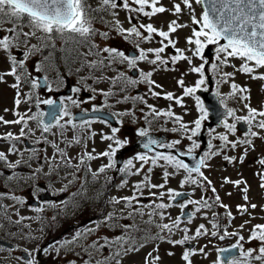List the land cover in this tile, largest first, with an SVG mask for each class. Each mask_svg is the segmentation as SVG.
<instances>
[{"label":"rangeland","instance_id":"rangeland-1","mask_svg":"<svg viewBox=\"0 0 264 264\" xmlns=\"http://www.w3.org/2000/svg\"><path fill=\"white\" fill-rule=\"evenodd\" d=\"M121 0H117V3H120ZM174 3H181L182 12L179 16L173 14L172 6ZM87 5L90 6V9H100L102 8L100 0H87ZM164 6L168 11L164 13H158L153 17H144L143 14L139 15V18H136V14L129 13L126 10L118 7L117 9H108L101 11H89L88 18L91 22V26L96 30V34L91 35L87 38L80 36L77 33H56L53 32L51 34H46L41 30L32 29L28 22L17 21L13 23L11 20H5L0 23V34L1 37L4 35H14V33H9L6 31L7 29L16 27L17 24H21L22 27L18 28V31L31 33L35 31V35H30L25 42V38L23 36L20 37L19 46L13 47L10 49L11 56H15L13 53L14 49H28L27 52H31L28 58L24 61L25 68L27 71L35 74L36 66L40 65L41 70L38 73H41L47 81L46 88L39 91L38 97L40 102L42 103L46 97L49 99L53 98L54 91L63 90V80L66 76V66L71 68L70 77L76 80V72L82 71L84 73V81L81 82V88L89 93L88 97L83 98V102L90 103L96 101L98 97L97 95H101L102 98H106L103 95L105 92H111L112 90V77L115 76L119 71L115 69L113 66L115 63L112 62L107 63V53L100 52L99 55H96L97 48L93 47V45H97L100 49L104 47L111 48H119L123 46V52L126 54L127 50L130 46L134 47L137 51V56L139 55L140 49L147 50L148 48H158L162 46L160 41L163 39L159 37L155 33L153 34V38L150 41H138L135 36L129 37L125 39L124 36L119 34L114 27V22L116 20L120 21V26L125 29L132 27L133 24L139 26L140 24H149L151 23L158 30L167 31L168 24L172 20H176L178 24L186 25V27L178 28L175 33H171L169 38L172 39L177 48L184 50V55L192 58V64H188L186 60H179L176 63L171 62V57L176 55L175 48L169 46L165 49L163 53H161L162 59L168 61L167 64L161 65L158 67L157 65L149 64L147 61H138L136 69L139 72V76L135 79H141L140 73L141 71L147 72L152 71L151 79L155 81L161 87H155V85H148L147 83H139L136 86H141L144 89H151L152 91L158 92L162 95H165L169 92L173 94L172 100H161L157 105H163L166 103L165 107L169 109L175 103V99L179 98L183 101L184 104L190 105L191 108L188 112V118H194L196 116L200 117V111L196 107V100L193 96H182L183 88L178 83L179 80H184L185 87H193L195 83L200 79V75L198 73L191 72L192 67H198L201 63H204L207 59L204 57L203 60L198 56H192V52L195 49V45H191L187 43V38L192 36V30L195 28L199 30L200 26L196 24H192V15H195L197 19L201 17V8L199 4H195L193 2V12L190 14L189 10L182 4V0H160V4L158 6ZM146 11H150V8H146ZM113 12L117 15L113 16ZM97 13H100L98 15ZM132 15L135 18V21L132 22L128 19V17ZM103 21V22H102ZM140 31L147 35L144 29H140ZM107 32L108 38H103L99 33ZM166 44L167 41L165 40ZM35 46V47H33ZM213 50L212 55L209 57L208 65L205 66V84L201 86V88H207L206 85V73H209L213 79V88L212 90L216 93H219L218 96L220 98V102L227 109H233L235 115L230 116V118L224 119V122L230 123L234 121L236 117H247L249 115L248 109L245 105H248L251 108L257 109V111L264 106V79H253V76L264 75V67L257 68L254 73H243L239 71L240 66L244 63L240 58L228 57V63L221 65L218 72H213L211 68L212 63H217L216 60V45H211ZM57 49L60 52L59 57L57 56ZM171 51V52H170ZM136 56V57H137ZM150 59H155V55L153 53L148 54ZM101 58L106 60L105 66L101 67L97 65L95 68L89 67L88 65L92 61H98ZM130 58V57H129ZM225 58L224 54H221V60ZM18 61V60H17ZM11 60L9 59V52H5L0 49V75L3 76V80L0 81V115L5 119L11 121L10 118H14L12 113L15 111L22 109L23 106L19 105L15 108L14 101L17 99V94L14 92L12 87V76L8 75L11 71ZM122 64V63H121ZM124 72L126 76L132 78L129 73V67L127 62H124ZM235 66V67H233ZM249 66L254 67V62H249ZM128 72V73H127ZM223 73H233L232 76L224 79ZM104 78V79H103ZM134 79V78H132ZM235 83L241 88L247 89L246 92H238L235 96H232V87L231 85ZM132 86V88L136 87ZM24 90V89H23ZM49 92L46 95V92ZM79 94V92H75ZM130 94L133 93L132 90L129 91ZM23 95H25V91H23ZM136 95L137 96H141ZM196 95V94H195ZM22 96V95H21ZM92 96H95V99H91ZM198 96V95H196ZM66 96H62L61 99L65 101L66 104L70 103V107L65 108L70 113L72 109L76 108L75 104L71 105L72 99L63 98ZM242 97H247V99H242ZM144 99L146 97H143ZM155 97L152 98V102L155 101ZM38 102V101H37ZM137 115L130 117L129 119H124V117H120V126L126 124H130L133 126L131 130L134 132V135H139V130L142 129L139 125L143 121L142 114L143 111L138 110V105L143 104L141 101L134 100ZM7 109V111H5ZM262 109V108H261ZM228 116V115H227ZM259 116L256 117V120L252 122L254 132L256 129L257 132L260 130L255 127L256 121H258ZM15 120V118H14ZM69 120V116H65L60 120L61 124H64L65 121ZM91 121L90 124L83 123L85 125L84 134L81 136V132L76 130L73 131L72 128L63 129V135H61V131H58V127L53 124V128L51 131L47 133V140L50 142L57 143L61 148L65 146V142L72 140L73 137L81 138L80 144H73L71 147L66 146V151L68 153V157L71 158V162L73 165L80 163V157L85 153H91L98 158L95 160L85 162V166H80L79 169L74 167H66V175L58 179V181H53V183H48L45 181V177L41 176L40 179L33 182L31 180L25 181L11 179L8 177L12 175L13 170L7 169L3 163H0V172H3V176H0V193L7 194L4 198L0 199V233L6 232L5 238L7 241L12 242L13 236H17L20 238L17 240L18 247L24 246L26 249L38 250V258L39 263L43 264H70L71 261H76V264H83L85 260L89 259V253H91V261L90 264H97V261L104 260L105 257L111 256L113 252L118 250L116 245H112L108 249H101L97 251L89 247L90 243L93 240H96L98 237H103L107 235L110 239L115 236H127L131 237L135 240V246L143 245L139 251H131L127 255L121 256L118 259L120 260V264H145V258L147 253L152 252L153 256H159L161 259L156 262V264H187L186 261L183 260L182 256L186 249L183 248L180 244H171L167 242V239L171 240H179L180 229H174L173 234L169 236L167 230L164 232H160V229L157 228L156 225L168 223L171 224L178 217L179 205L174 204L169 208L161 209L159 211L164 213V219L161 220L159 215H155L151 217L152 223H147L149 220V211L150 209L143 207L148 204H158V203H169V193L168 189H172L174 191L183 188V189H191L188 184L181 186V181L184 179L183 173L179 172L175 175L169 176L167 183H165L163 173L165 168L161 165L164 164L163 161H158L157 165L153 166L151 163L143 164L141 173L139 175H131L126 180L128 184L120 188L119 184L123 182V180L117 178L114 183L115 186L109 190L108 199L109 201L115 197L117 199L124 196H131L135 192L134 185L142 181L145 175L150 176L152 184H165L164 188H155L149 189L144 188L143 194L139 196V203L134 204V208H142L144 215H134L133 217H129L128 213L132 211L125 206L122 202L120 204H115L113 208L109 209V207L103 208V196H95V189L98 186V182H100L101 175L98 174L95 179H93L91 171L94 169H99L102 164L100 160L102 157H99V152L107 146L108 142L100 139V135L102 132L110 131L111 129H107L102 123L97 120H88ZM87 122V121H86ZM29 125L34 126L35 122L33 120L29 122ZM176 125V123H175ZM224 125V124H223ZM222 125V126H223ZM55 126V127H54ZM153 125H149L147 128H151ZM220 126L215 129L217 134L224 133L225 129ZM168 127L170 125L168 124ZM178 128L179 126H175ZM194 127L193 125H189V128ZM20 127L17 124H8L4 125L0 123V136L7 133L12 132L14 135L19 136ZM234 132H236L234 130ZM95 133V135H92ZM38 134V135H37ZM40 130L37 129L34 131L32 136H28L31 141H34L35 136H39ZM190 134V133H189ZM157 135V134H156ZM161 135V134H160ZM164 136V135H163ZM168 139H170L171 143L174 139H178L179 137H183L185 141L186 135L181 132H172L171 130L167 131ZM165 137V136H164ZM219 137V136H218ZM217 137V138H218ZM66 138V141H65ZM166 138V137H165ZM249 138L252 141V149L250 151V156L257 154L258 148H264V144H260L258 139L254 136H251L249 133ZM195 140V137H193ZM40 141L43 142L42 137L39 138ZM165 140V139H164ZM164 140L158 142V145L164 142ZM16 143L17 153L9 154V161L14 162V159L17 158L18 152L21 149L20 140ZM220 145H218V150L224 149L222 145L224 142L219 141ZM166 145V143H163ZM43 148L39 149V156L47 155L51 158V155L57 158L58 154L55 153V150L52 148L51 143H44ZM191 146V142L189 145H181L179 146L180 150H187L188 147ZM10 147V143L7 141H0V151H5L7 153L8 148ZM159 149V148H158ZM198 149V148H197ZM196 149V150H197ZM195 150V151H196ZM210 152V151H206ZM205 153V152H204ZM203 154V153H202ZM223 158V155L220 154ZM215 158L216 163H218L215 168L217 170H213L211 173L215 175V179H213L212 184L223 182L222 175L225 174L224 171L221 170V163L223 160L221 157ZM27 157V156H25ZM58 163V159H55ZM102 160H104L102 158ZM133 160V171L138 168H141L142 162L136 160L135 157ZM40 164H44L45 171H48V163L44 160L40 159V163L37 164L36 160L31 163L32 167L29 168L27 165L22 164L20 167L15 169L17 173L27 176L29 174V170H33L35 167ZM206 164L209 167L210 162L206 161ZM88 166V167H87ZM207 167H202L201 171H203L206 175L208 169ZM90 168V170H89ZM151 168L152 171L148 172V169ZM62 173L64 171L62 170ZM169 172H174L175 170L171 167L167 169ZM88 171V172H87ZM90 173V174H89ZM60 174V172H59ZM181 174V175H180ZM55 174V171L51 173L50 176H47L46 180L52 178ZM105 176H109L107 173ZM125 180V179H124ZM44 182L46 184V188L50 191V193L54 195H63V198L58 200L54 199V201L47 202L45 200L44 207L41 206L42 211H35L34 209L38 207H32L26 204V200L28 198V194L33 193L35 187L41 188L40 184ZM66 185V187H65ZM35 186V187H34ZM201 188L207 189L205 187H196L193 188L195 191L193 192V199L196 194L201 190ZM66 189V190H65ZM156 193L155 196H152L150 193ZM217 192L220 194L221 201H227L229 186L224 185V187H218ZM160 193H163V197L160 198ZM10 195L19 196L25 199L24 204H19L16 201L8 198ZM30 195V196H31ZM33 196V195H32ZM234 196V195H232ZM66 203V210L62 212L60 208L64 206ZM56 205V206H53ZM110 206V205H108ZM109 213H115L116 217H119L118 220L108 221L104 223L106 216ZM201 213L198 214L197 219H192L189 223L188 220H181V223L184 227L188 228L187 233H193L195 231V225L198 221H205V219L200 218ZM24 217L25 219L21 220L20 218ZM16 221H20V223H16ZM115 223V227L111 225ZM97 224H102L100 228H97L95 232L92 234H87L81 236L78 239L74 240L77 232H85L86 229L96 228ZM121 225H128V232L125 234L124 229L120 227ZM25 233H27L28 237H24ZM165 236L167 239L165 240H157L153 239L157 234ZM148 236L149 239H144L145 236ZM56 239L51 242L49 240ZM65 240L73 241V243L65 245L64 247H60ZM155 240L158 243H155ZM49 241V242H48ZM98 243H103L102 240H99ZM47 244V247L55 246L59 249V251H49L47 253L41 250L43 245ZM259 245V247L264 246ZM206 241H198V247H194L191 250L194 252V255L190 256L191 264H210L214 259V252L210 250L211 246H206ZM131 244H125L124 247H132ZM203 251H201V249ZM83 249H87L86 251ZM153 249H158L157 251H153ZM18 249L15 250H2L0 247V260H3L4 263H17L19 264L21 259L18 254ZM79 253V255H77ZM172 253V255H169ZM24 263V262H23ZM1 264V263H0ZM110 264H116V260H111ZM259 264H264L261 262Z\"/></svg>","mask_w":264,"mask_h":264},{"label":"snow or ice","instance_id":"snow-or-ice-1","mask_svg":"<svg viewBox=\"0 0 264 264\" xmlns=\"http://www.w3.org/2000/svg\"><path fill=\"white\" fill-rule=\"evenodd\" d=\"M193 2L195 4H200L204 6L203 13L199 19L196 18L195 15H192V24L199 25V30H196L195 28L192 30V36L187 38V43L191 45H195V49L192 52V56H198L201 60L204 59L203 52L205 48L208 45H216V60L217 63H212L211 68L213 72H218L221 65L228 63V57H235L240 58L244 61V63L240 66L239 71L243 73H254L257 68L264 67V0H182V4L189 10V13L191 14L193 10ZM102 8L100 9H90V6L87 5V0H0V23H2L5 20H11L13 23L17 21H21L23 19H27L29 26L34 30H41L46 34H51L53 32L63 34L65 32L70 33H77L82 37H89L91 35L96 34V30L92 28L91 22L88 18L89 11H101V10H108V9H117L118 7L122 8L123 10H126L129 13L136 14V18H139L140 14H143L144 17H153L158 13H164L168 11L164 6H158L160 4V0H121L120 3H117V0H100ZM146 8H150V11H146ZM173 14L179 16V14L182 12L181 3H174L172 6ZM113 16H116L117 14L115 12L112 13ZM133 17H128L129 20H131ZM103 22V21H102ZM21 24H17L16 27L7 29L9 33H14V35H4L0 37V49L4 50L5 52H9V59L11 60L12 64V70L10 73H7L8 75H13L16 77L17 84H14V88H19V81L21 80V76L17 75V68L24 69V60L17 61L15 56H11L10 49L13 47L19 46V40L20 37L23 36L25 38V42L27 41V38L30 35H35V31L31 33H26L22 31H18V28H21ZM114 27L116 28V31L124 36L125 39H128L129 37L135 36L138 41H150L153 38V34L155 33L159 37H162L163 39L160 41L162 44L161 47L158 48H148L147 50L140 49L139 55L137 57L129 58L123 51H119L116 48L111 47H104L100 49L97 45H93V47L97 48L96 55H99L100 52L107 53V63L112 62H119L124 63L127 62V65L129 68L135 69L137 66L138 61H147L149 64L152 65H164L167 64L168 61L162 59L161 53L165 51L166 48L169 46L175 48L176 55L171 57V62L176 63L179 60H186L188 64H192V58L189 56L184 55V50L177 48L175 42L169 38L171 33H175L178 28L186 27V25L178 24L176 20H172L168 24V30H158L156 27H154L151 23L145 25L140 24L139 26L133 24L132 27L125 29L122 26H120V21L116 20L114 22ZM140 29H144V31L147 33V35H144ZM103 38H108L107 32H101L99 33ZM167 41L165 44L164 41ZM226 41V43L221 44L220 41ZM35 47V46H33ZM153 53L155 55V59H149L148 54ZM31 54V52H25L24 59L26 60L28 56ZM221 54H224L225 58L221 60ZM249 62H254V67L249 66ZM205 63H208L205 61L204 63H201L198 67H192L190 70L191 72L198 73L200 75V79L195 83L193 87H185L184 86V80L181 79L178 81L180 86L183 88V94L184 96H193L196 100L197 107L200 111V117L196 120H194L192 123L194 124V127L189 128V125L184 123L182 121V117L175 116V123L179 125L178 128L173 127L171 129L172 132H181L182 134L186 135V139L188 141H191V146L187 148L186 151H177V155L172 154H163V153H156L155 156H148L147 154H140L135 157L136 160H139L142 162L141 168L136 169L135 171H131L133 167V161L130 159L127 161V163L124 165L122 169H118V171L125 172L128 175H139L141 173L143 164L151 163V165L155 166L157 165L158 161H163L164 164L161 165L165 168V171L163 173L165 183H167V180L169 176L175 175L176 173H179L180 170H183L186 175L184 176V179L181 181V186L185 184H193L197 185L198 187H211V191L213 193H216L217 189L212 186V181L208 179V177L205 175L203 171H201L202 167H207L206 161L211 158V156L219 155L220 153L218 151H212V152H205L203 156H201L198 160H196V157L193 155L195 150L200 147V144L197 143L196 140L193 139V137H197L200 134L201 127H202V121L207 118V111L203 107L202 102L200 100L199 96H196L195 93L198 89H201V86L205 84ZM106 60L104 58H101L98 61H92L88 66L95 68L97 65H100L101 67L105 66ZM235 67V66H233ZM41 66H36V71H40ZM233 73H223V78L226 79L230 76H232ZM141 79H132L127 76H125L124 73H120L119 76L112 79V84H121L122 88L121 90H125L128 86H136L139 83H147L148 85H155V87H161L158 84H155V81L151 79L152 72L147 71L140 73ZM253 79H264V75L260 76H253ZM3 80V76L0 75V81ZM47 81L45 80V84ZM38 83L36 80L32 81V87L36 88L38 87ZM232 87V96H235L238 92H246L247 89L239 87L237 84L233 83L231 85ZM151 90V89H150ZM73 92H80L81 89L79 87L73 88ZM219 94V93H217ZM104 96L113 95L112 92H105L103 93ZM151 95L156 97L159 96L160 93L151 91ZM17 97H19V91L17 92ZM166 99L172 100L173 94L171 92L167 93L165 96ZM71 99V98H69ZM91 99H95V96H92ZM125 100L129 99V97H125ZM134 100H139L143 103H147L146 100L142 96L133 97ZM182 99V98H181ZM181 99H176V103L180 104ZM242 99H247V97H242ZM73 104H76L77 101L72 100ZM223 103V101H221ZM16 105L19 106L21 101L19 98L15 101ZM44 104L47 105H55V101L52 99H46L43 101ZM37 106H39V101L37 103ZM148 107L151 109L152 113L155 116H168L173 117V113L169 110L166 112H158L155 108H153L151 105H148ZM245 107L248 109L249 115L247 117H236L237 120L246 121L249 125H252V122L256 120V117H262V119H259L256 122V127L264 130V111H257V109L251 108L248 105H245ZM7 111V109H5ZM93 111H98V109L93 108ZM44 114L40 113L39 117H42ZM50 120L55 121V126L59 127L61 129V135H63V129L66 125L71 124L72 127H76L75 124L72 123V120L65 121L64 124L60 123V120L65 116H70V113L67 111L65 107H63V101H61V108L59 110V117L57 116L56 111H52L49 114ZM123 115V114H121ZM227 115L234 116V110L233 109H227ZM16 116L18 117L16 120H5L2 116H0V123L4 125L8 124H22L23 127L20 130L19 136L14 135L12 132H7L0 136V141H7L10 143V147L7 150V153L5 151H0V163H3V165L9 169L13 170L12 175L8 177L9 180L16 179V180H23L25 183L27 181L31 180L33 182L40 179L41 176H50L53 171H56L61 166L65 167H74L76 169H79L82 164L85 163V161H91L95 160L98 157L92 155L91 153L85 152L80 157V163L73 165L71 162V158L68 157V153L65 148H61L57 143L50 142L47 140L46 137H42L44 143H51L52 148L55 150V153L59 154L60 156V162L57 163L55 160V156L49 158L47 155L39 156L37 149H31L28 160L25 161L23 159H17L14 162L9 161V154H15L17 153L16 143L18 142L21 137H25L27 133H25L24 128L28 126L29 120H35L38 119V116H27V114H21L16 113ZM42 122V121H41ZM85 123L90 124L91 121H87ZM224 127L227 128L229 131H234L236 128L235 124H229L227 121L224 122ZM52 124L51 123H44L42 131L44 133H47L51 131ZM31 129H29V133H31ZM120 131L119 128L113 127L111 129V135H103L102 139L112 141L108 145V150L100 153V156L107 157L108 158V164L101 166L98 169V172H93L92 176L93 179H95L98 175V173H104L106 169L114 168L115 167V159L114 157L117 154L118 149L123 148L125 145L128 144L127 140H121L118 138L117 133ZM190 133V134H189ZM84 134V126L81 125V136ZM139 136L146 137L148 135L147 131L145 129L139 130ZM92 135H95L93 133ZM251 136H257V132H250ZM221 141L227 145L229 143L228 137L226 135H221L218 137ZM37 143H40L38 140ZM81 138L73 137L72 140H69L66 142L67 147H71L73 144H80ZM238 143H243L247 145H251L252 141L251 139H243L242 141H238ZM113 144L116 145V147H113ZM158 144V141L149 139L147 143L143 145L145 149L151 150V145ZM181 145V140L176 139L172 141V143H169L167 145L159 144L160 147H167L168 149H174L177 148V146ZM233 148L236 147V143H232L231 145ZM211 148V145H209ZM21 157L25 155V153H20ZM189 156L192 157L193 160H196V163L194 166H189L188 163H185L183 159L180 157ZM34 159H41L48 163V171H45L44 164H40L39 166L35 167L27 176L21 175L14 171L18 167H20L22 164L27 165L29 168L32 167L30 161ZM236 157H229L227 155L224 156V160L228 162L235 161ZM244 157H240V161L243 162ZM259 163L264 166V159H261ZM168 167H171L174 169V172H169L167 169ZM152 169L149 168L148 172H151ZM196 174V177H199V179L194 178L193 174ZM0 176H3V172H0ZM262 181H264V175L261 176ZM224 184H234L236 186H239L242 183H245L241 180L232 181L228 178H225L223 181ZM128 184V181L125 179L121 184L118 185V187L123 188ZM35 187V186H34ZM165 184H152L150 176L145 175L144 179L142 181L137 182L134 185L135 192L131 196H124L119 199L113 197L109 202L112 204H120L124 203L125 206L129 209H132L128 213L129 217H133L134 215H144L142 208H134V204L139 203V196L143 194L144 188L149 189H155V188H164ZM261 187L264 188V183H261ZM45 189L35 187V190L33 191L32 195L35 198H39V193H42ZM66 190V189H65ZM244 193V200H248V188L245 187L243 190ZM169 198L174 200L176 197L184 195V193L175 192L172 189H168ZM152 196H155L156 193H150ZM7 194L0 193V199L4 198ZM163 193H160V198L163 197ZM228 195H231V193H228ZM8 198L16 201L19 204H24L25 199L19 196L10 195ZM220 196L216 195L214 198V202L210 203L209 198L201 197L199 200H188L186 203H182L179 205L181 209H185L189 204L196 205V210L194 213L188 214L184 213V215L187 216L188 222L190 223L192 220V217L197 213L200 212L201 209H212L216 206V204H219L222 208H227V205H224L220 203ZM56 206V205H53ZM171 204H165V203H158V204H148L144 205L143 207L150 209L148 215L149 220L147 223H152L151 217L155 215H159L160 219H164V213L159 211L161 209H166L171 207ZM3 207V206H0ZM238 209H240L242 212H246L247 208L243 205H237ZM252 208H255L256 205L252 204ZM35 211L39 212L42 211V208H36ZM216 213H213V218L215 219ZM228 216L231 217L232 213L228 212ZM21 220L25 219L24 217L20 218ZM119 217H116L115 213H109L104 223H107L108 221H115L118 220ZM16 223H20V221H16ZM181 224V218L177 217L174 221H172L171 224L164 223V224H158L156 225L157 228L160 229V232H164L167 230V233L169 236L173 234L174 229H179ZM102 224H97L96 228H89L86 229L85 232H77L75 239L80 238L81 236L87 234H92L95 232L97 228H100ZM112 227H115V223L111 225ZM124 229L125 234L128 232V225H121ZM213 227L215 228L216 225L213 224ZM243 227V225H241ZM257 230H259L257 232ZM182 231L184 233L188 232V228H183ZM203 231L205 230V227L203 224L199 225L198 228L195 230V236H188L185 234L182 239L179 240H171L167 239L165 236L160 235L159 233L153 237V239L157 240H165L167 239L168 243L171 244H180L183 245L187 241L193 240L197 237H199ZM237 233H231V235H236ZM213 236L216 235V232L212 233ZM224 235H229V233L225 232ZM224 235L220 236V239H224ZM32 238V237H29ZM252 239H259L260 241H264V225L258 224L253 227L252 230ZM144 239H149V237L146 235ZM241 240L244 239L243 236L240 237ZM65 240L62 244H60V247H64L65 245L71 244L74 242ZM99 240H102L103 243H98ZM125 244H131L132 247H124ZM112 245H116L118 250L112 253L111 256H107L102 261H97V264H110L111 260H116V264H120V260L118 259L121 256L127 255L131 251H139L143 245L135 246V240L131 237L125 236H115L114 238L110 239L107 235L103 237H98L96 240H93L89 247L96 249L97 251L101 249H108ZM240 246L233 245L231 248H225V249H219L218 251L220 253H230L233 249H239ZM87 250V249H83ZM158 249H153V251H157ZM23 251L26 253V257H21L18 259L24 260V264H36L35 254L34 252H30L28 249H23ZM43 252L47 253L49 251H59L58 248L55 246L46 247L42 249ZM203 251V249H201ZM259 254L253 256V251L251 249L247 251H240L239 255L241 259H237L235 257L228 260L227 264H248V260L255 259L264 262V246L259 247ZM79 255V253L77 254ZM169 255H172V253H169ZM194 255V252L192 250H186L183 253V260L187 262V264H191L190 256ZM161 258L157 256H153L152 252L147 253V256L145 258V264H156L157 261H159ZM91 261V253H89V259L85 260L83 264H90ZM70 264H76V261H71ZM216 264H222V261L220 259L217 260Z\"/></svg>","mask_w":264,"mask_h":264},{"label":"flooded vegetation","instance_id":"flooded-vegetation-1","mask_svg":"<svg viewBox=\"0 0 264 264\" xmlns=\"http://www.w3.org/2000/svg\"><path fill=\"white\" fill-rule=\"evenodd\" d=\"M131 17H133L132 15H130ZM129 16V17H130ZM132 22L135 21V18L131 19ZM1 37V34H0ZM160 46V44L158 45V47ZM28 49H14L13 53L16 57V59L18 61L20 60H24V53L27 52ZM117 50L119 51H124L123 50V46L117 48ZM130 53H133V56H130ZM126 55L130 58L136 57L137 56V51L134 49V47L130 46L129 49L126 52ZM150 59V58H149ZM11 65V70H12V64ZM154 66V65H153ZM158 67H160V64H157ZM115 69H117L119 72L112 77L115 78L117 76L120 75V73H124L126 76V73L123 71L124 70V64L122 63H115L113 66ZM206 69V68H205ZM21 71V72H20ZM151 72L153 71L152 69L150 70ZM11 72V71H10ZM71 74V68L69 66H66V76L64 77L63 80V88H65L66 93L59 96L58 93L61 90L58 91H54V96L53 98H51L52 100L54 98H58L60 101V108H61V101H63L61 99L62 96H66L63 98L69 99V98H73V100L77 101V103L75 104L76 108L72 109L70 112V116H69V120H72V123L76 125V127H72L71 124L66 125V129L72 128L73 131H80L81 132V125L84 126L83 124L84 122L88 121V120H97L98 122L102 123L107 129H112L113 127H117L120 129V131L117 133V136L119 139L121 140H127L128 144L125 145L123 148L118 149L116 156L114 157L115 159V167L114 168H110V169H106V171L104 173H98L101 175L100 178V182H98V186L95 189V196H103V202H102V207L106 208L109 207V209L113 208L114 204L109 202L108 199V192L109 190L113 187H117L115 186L116 184L114 183V181L119 178L121 180L127 179L129 178L131 175L126 174L125 172H121L118 171V169H122L124 167V165L127 163L128 160H132L134 157H136L137 155L140 154H147L148 156H155L156 153H163V154H172V155H176L175 152L179 151H186V150H180L179 146L181 145H189L191 141H185V139L183 137H179L178 139L181 140V145L177 146V148L174 149H168L167 147H160L158 144L156 145H151L150 147H152V149L146 150V149H135V148H130L131 144L134 143V141L136 139H138L140 136L139 135H134V132L131 130V128H133L132 125L130 124H126L124 122L123 126H120V117H124V119H129L130 117L137 115L138 112H136V107L134 104V99H132L133 97H136V95H141L142 97H146L144 100L147 101V103H143L141 105H138V110H139V114L140 111H143L142 114V118L143 121L141 122V124L139 125L142 129H145L147 131V133H152V134H157V135H164L166 138L164 140L163 143L169 144L171 143L170 139H168L167 136V131L171 130L173 127L175 126H179L178 124L175 125V116H180L182 117V121L188 125H193V121L198 119L199 117L196 116L194 118H188V112L190 111L191 108V104L190 105H186L183 103V101L181 100L180 104L176 103V99H175V103L174 105H172L169 109H167L165 107L166 103H164L163 105H157L161 100L165 99V95L160 94L159 96H156L155 101L152 102V98L154 96L151 95V91L150 89H144L141 86H136L135 88L132 86H128L125 90H121L122 85L117 83V84H112V90L111 92L113 93V95H109L106 98H102L101 95H97L96 97H98V99L96 101L90 102V103H85L83 102V98L88 97L89 93L87 94L86 91H84L81 88V82L84 81V73L82 71H77L76 72V80L70 77ZM128 73V72H127ZM132 78H137L139 76V72L138 70L129 68V73H128ZM17 75L21 76V80L19 81V88H14L13 85L17 84V80L16 77L12 76V87L14 89V92L17 94V92L19 91V98L21 103L20 105L23 106L22 109H19L17 111H15V109L13 110L14 113H12L14 115L15 120L18 118L16 116V113H21V114H27V116H38V119L33 120V123L35 122V125L31 127V125H29V122L32 120L28 121V126L26 128H24L25 133H27V135L25 137H21L20 142H21V149L18 152L17 158L14 159V161H16L17 159H23L25 161L28 160V156L30 153L31 149H37L38 150V154H39V149H42L43 146V142L39 140L40 137H46L47 133H44L42 131L43 125L41 122V117H39L40 113H43L44 111V103L40 102L39 97H38V93L39 91H36L35 88L32 87V81L36 80V82L38 83V76L41 75L43 76L41 73L36 72L35 74H32L31 72L27 71L25 68V64H24V69L21 68H17ZM44 77V76H43ZM45 78V77H44ZM46 79V78H45ZM104 79V78H103ZM155 84H157L155 82ZM46 87V86H45ZM79 87L81 89V91L79 92V94H76L75 92L72 91L73 88ZM213 88V82L211 85V89ZM24 89V90H23ZM36 89L38 90L39 88L36 87ZM40 90V89H39ZM132 90L133 93L130 94L129 91ZM23 91H25V95H23ZM48 91L46 92V95H48ZM22 95V96H21ZM58 96V97H56ZM129 97V99L125 100V97ZM184 96V94H182L179 97ZM46 99H49V97H46ZM45 99V100H46ZM179 99V98H177ZM219 102H220V98L218 97ZM16 101V100H15ZM14 101L15 104V108L17 107L16 103ZM37 101H39V106H37ZM138 101V100H137ZM65 101H63V107L65 106ZM73 103L71 102V105ZM221 104V102H220ZM148 105H151L153 108H155L158 112H166V111H171L174 115L173 117H168V116H155L151 109L148 107ZM203 105V104H202ZM70 107V103L66 104V108ZM197 107V104H196ZM204 107V106H203ZM93 108L98 109V111L100 112H106L108 114H110V117L108 119H102V118H80L82 114H85L87 111L93 110ZM198 108V107H197ZM262 108V109H261ZM258 111H264V106H262ZM60 110V109H59ZM123 114V115H121ZM1 116V115H0ZM59 117V114L57 115ZM232 117V116H231ZM14 118H10L11 121L14 120ZM226 118H230V116L226 115L222 118V123L220 125H211L208 126L206 123L208 121V119L206 118L205 120L202 121V127H201V131H200V135H201V139L203 140V148L200 149L198 148L194 153H196L198 155V157L200 158L201 156L204 155V152L206 151H218L221 155H223V158L219 155L216 156H211L210 159H208L207 161L210 162L209 167H207L208 171L206 173V176L208 177V179L210 180L209 177L215 179V175L211 173L213 172V170H217L215 167L219 166L217 165L218 163H216L215 158L220 156L221 159L223 160V162L221 163V170L225 172V174L222 175V177L228 178L229 180L232 181H236V180H241L244 181L245 183L240 184L239 186H236L234 184H224L223 182L221 183H217V185H215L214 183L212 184V186H214L216 189L218 187H224V185H228L229 186V193H231V195H228V199L227 201H221L220 203L227 205V208H222L220 207L219 204H216V206L212 209H201L200 212H197L192 219H197L198 214L201 213L200 218L205 219V221H197L196 225H195V230L196 228L199 227V225L203 224L205 227L206 231H203L202 234L190 241H187L185 244H183V248L186 250H191L194 247H198V241L202 240V241H206L207 245L206 246H211L210 250L214 252V259L212 260V262L210 264H216L217 260L220 259L222 261V264H227L228 260L235 257L237 259H241L239 253L240 251H247L249 249H251L253 251V256L258 255L259 254V245H263L262 243H264V241H260L259 239H252V230L253 227L255 225L261 224L264 225V188L261 187V183H264V181H262L261 176L264 175V166H262L259 161L261 159H264V148H258L257 149V154L255 155H249L250 151L252 149V144L251 145H247V144H243V143H238V141H242L243 139L249 138V133L252 132L253 130V126L249 125L246 121H242V120H237L235 119L234 121H231L229 124H235L236 128L235 131H229L227 128L224 127V119ZM259 119H262V117H259ZM241 122L243 123V126L241 125V127H243L244 129H240L238 128V123ZM257 122V121H256ZM55 123V121L53 120L51 122L52 124V128H53V124ZM153 125L151 128H147L149 125ZM168 124L170 125V127H168ZM20 129L23 127L22 124H17ZM223 125V126H222ZM256 125V124H255ZM222 126L225 130L224 133L221 134H217V132H215V129ZM55 127V126H54ZM259 129L260 131L257 132L256 129H254V132H257L258 135L254 136L255 138L258 139L260 144H264V130L258 128V127H254ZM29 129H31V133H29ZM39 129L40 130V134L39 136H35L34 141H31L30 138H28V136H32V134L34 133L35 130ZM58 131H61V129L58 127ZM103 135H111V130L110 131H105L102 132V134L100 135V139H102ZM221 135H226L228 137V141L229 143L227 145H225V143H223L222 145L224 146V149L218 150V145H220L219 141L220 139H218V136ZM2 136V135H1ZM33 137V136H32ZM40 141V143H37V141ZM176 140V139H174ZM195 140L197 141V143L200 144V141L197 137H195ZM26 141V143H25ZM66 141V138H65ZM107 146L104 147V149H102L100 153L108 150V145L110 143H112V141H108ZM232 143H236V147L233 148L231 145ZM209 145H211V148L209 147ZM113 147H116L115 144H113ZM66 149V142H65V146L63 147ZM127 148V150H125L122 153H119V151L121 149ZM158 148H162V150H158ZM20 153H25V155L23 157H21ZM203 153V154H202ZM227 155L229 157H236L237 159L235 161L232 162H228L226 160H224V156ZM27 156V157H25ZM99 157H102L104 160H102L101 158V162L102 163H106L108 164V158L107 157H103L98 155ZM244 157L243 162L240 161V157ZM51 157H53V155H51ZM58 159V163L60 162V156L58 154L57 158ZM36 160L37 164L40 163V159H34ZM34 160L30 161V163H33ZM133 161V160H132ZM86 162V161H85ZM106 164H102L106 165ZM82 166H85V163L82 164ZM100 166V167H101ZM88 167V166H87ZM99 167V168H100ZM61 168H63L62 170L64 171V173H62ZM90 170V168H89ZM32 170L28 169V172L30 173ZM91 171V170H90ZM131 171H133V168L131 169ZM60 172V174H59ZM88 172V171H87ZM91 172H98V169H94V171ZM180 172L182 173L183 170H180ZM109 174V176H105L106 174ZM56 175H53L52 178H50L49 180L47 179V176H43L45 177V181H48V183H53V181H58V179H60L61 177H63L64 175H66V167L65 166H61L60 168H58L55 171ZM90 174V173H89ZM181 175V174H180ZM183 177L186 175V173L182 174ZM194 178L199 179V177H196V174H193ZM213 179L211 181H213ZM223 179V181H224ZM188 186L191 187V189H183L180 188L178 190H176L175 192H179V191H184L186 193V195L183 198H180L179 201H177L176 204L180 205L182 203H186L188 200H199L202 196L205 198H209V202L212 203L214 202V198L216 195L220 194L216 191V193H213L211 191V187L207 186V189L205 190L204 188H201V190L198 192V194H196L194 196V199L192 198L193 196V192L195 191L193 188L196 189L197 185H193V184H188ZM40 187L42 189H45L42 193H39V198H35L34 196H32L31 194H28V198L27 201L30 199L29 196L32 198V200H36V204L34 205V207H41L45 205V200H47V202L50 201H54V199L58 200L60 198H63V195H54L52 193H50V191L46 188V184L44 182H42L40 184ZM66 187V185H65ZM247 187L248 188V200L245 201L244 200V193H243V189ZM234 195V196H232ZM42 196V198L44 199H40V197ZM221 198V197H220ZM26 201V202H27ZM255 204L256 207L252 208L251 205ZM110 205V206H108ZM237 205H243L244 207L247 208L246 212H242L240 209H238ZM196 205H192L189 204L185 209H181L179 207V212H178V217L181 218V220H188L187 216L184 215V213H194L196 210ZM66 210V203L64 204V206H62L60 208V211H55V212H62L63 210ZM228 212L232 213V216L229 217L228 216ZM64 213V212H62ZM213 213H216L215 219L213 218ZM213 224L216 225V227H213ZM241 225H243V227H241ZM185 228L184 225L181 223L180 224V231H182V229ZM259 230H257L258 232ZM216 232V235L213 236L212 233ZM225 232L229 233V235H224ZM231 233H237L236 235H231ZM187 234L188 236H195V231L193 233H180V239L183 238V236ZM4 233H0V238L5 237ZM224 235V239H220V236ZM243 236L244 239L241 240L240 237ZM25 238L28 237L27 233H25ZM21 238V237H20ZM20 238H18L17 236H13L12 235V239H10L14 244V246L11 247H7V248H2V250H15L16 248L19 250L18 254L19 257H26V255H23L24 251L23 249H26V247L22 246L18 247V241ZM29 238V237H28ZM5 239V238H4ZM56 239H52L49 240L50 243L55 241ZM48 241V242H49ZM10 242V241H9ZM155 243H158L155 240ZM239 245L240 248L239 249H233L235 251V255L234 256H229L228 258H226L225 260H222L219 256H218V250L221 248H226V247H231L233 245ZM190 245L189 248H187L186 246ZM40 248V247H39ZM37 249H33V250H29L30 252H34L35 254V259H36V264H43L42 262L39 263V258H38V250ZM201 249V248H200ZM24 260L21 259L19 264H24L23 263ZM262 261L259 260H255V259H249L248 260V264H259ZM1 264H17V263H4L3 260H0ZM46 264V263H45ZM134 264V263H133Z\"/></svg>","mask_w":264,"mask_h":264},{"label":"water","instance_id":"water-1","mask_svg":"<svg viewBox=\"0 0 264 264\" xmlns=\"http://www.w3.org/2000/svg\"><path fill=\"white\" fill-rule=\"evenodd\" d=\"M200 8H201V11L203 13L204 6L200 5ZM220 43L223 44V43H226V41L221 40ZM211 54H212V48L210 45H208L205 48L202 55L209 57V56H211ZM130 56L132 57L133 53H130ZM205 64H207V63H205ZM37 79H38V85H39L38 87L40 89L44 88L45 87L44 78L41 76H38ZM206 83L208 85V88H201V89H198L196 92V94L201 98V100L204 104V107L206 108L207 113H208V115H207L208 121L206 124L208 126H211L213 124H220L222 121L221 120L222 116L226 113V109L219 104L218 97H217L216 93L211 90V77L209 74L206 75ZM65 92H66V90L59 92L58 94H64ZM54 101L56 102L55 105L50 106V105L44 104V106H43V108H44L43 114L44 115L41 117V121L43 124L44 123H50L52 121V120H50V117L48 115L50 112L56 111V113L59 114L60 102L58 101L57 98H55ZM88 117H99L102 119H108L110 117V114H108L106 112H100V111L94 112L93 110H90V111H87L85 114H82L80 118H88ZM240 124L243 126V123L239 122L238 128L244 129L243 127H241ZM197 138L200 141V147L199 148L202 149L204 145H203V140L201 139V135L199 134L197 136ZM149 139H153V140L160 142V141L164 140L165 137L163 135H156V134L148 133V135L146 137L140 136L138 139H136L134 141V143L131 144L130 148L145 149L143 147V145L145 143H147ZM25 143H26V141H25ZM150 148L152 149V147H150ZM125 150H127V148L121 149L119 151V153H122ZM146 150H148V149H146ZM158 150H162V148H159ZM175 154L177 155V152H175ZM193 155L196 157V160L199 159L197 154L193 153ZM180 158L183 159L185 161V163H188L189 166H194L196 163V160H193L192 157H189V156H184V157H180ZM179 192L184 193V195L178 196L174 200H171L172 203L179 201L180 198H183L186 195V193L184 191H179ZM41 198H42V196H41ZM29 203H30V201H29ZM0 245L1 246H11L10 243H8L2 239H0ZM45 247H47V244L43 245L42 249H44ZM186 247L189 248L190 245H187ZM226 248H231V247H226ZM221 249H225V248H221ZM235 254L236 253L234 250H232L230 253H220L218 251V256L222 260H225L229 256H234Z\"/></svg>","mask_w":264,"mask_h":264},{"label":"trees","instance_id":"trees-1","mask_svg":"<svg viewBox=\"0 0 264 264\" xmlns=\"http://www.w3.org/2000/svg\"><path fill=\"white\" fill-rule=\"evenodd\" d=\"M99 15V13H97Z\"/></svg>","mask_w":264,"mask_h":264}]
</instances>
